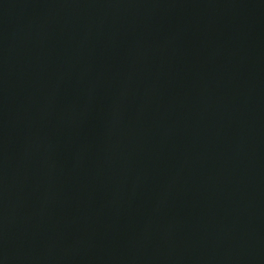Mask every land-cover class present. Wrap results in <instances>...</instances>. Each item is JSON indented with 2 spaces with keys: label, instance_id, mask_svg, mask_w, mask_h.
I'll list each match as a JSON object with an SVG mask.
<instances>
[{
  "label": "water",
  "instance_id": "water-1",
  "mask_svg": "<svg viewBox=\"0 0 264 264\" xmlns=\"http://www.w3.org/2000/svg\"><path fill=\"white\" fill-rule=\"evenodd\" d=\"M0 264H264V0H0Z\"/></svg>",
  "mask_w": 264,
  "mask_h": 264
}]
</instances>
